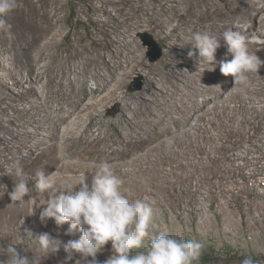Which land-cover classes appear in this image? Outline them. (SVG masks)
Listing matches in <instances>:
<instances>
[{
  "label": "rangeland",
  "instance_id": "obj_1",
  "mask_svg": "<svg viewBox=\"0 0 264 264\" xmlns=\"http://www.w3.org/2000/svg\"><path fill=\"white\" fill-rule=\"evenodd\" d=\"M191 1L192 10L207 16L208 12L224 11L230 0ZM161 8V0H17V7L4 17L10 27L0 28V172L19 158L24 171L35 177L48 163L50 147L61 144L63 139L71 143L70 137L81 135L87 125L92 123L89 134L110 139L119 132L126 139L148 127L143 122L150 117L149 111L163 116L165 110L173 108L172 90L182 84V79L187 80L191 73L187 67L192 68L194 56L180 55L178 43L161 39L160 27L155 23ZM169 15L162 18L168 20ZM250 16L259 19L255 10ZM147 22L153 28L143 26ZM174 24L175 21L168 24V28ZM144 35L152 37L158 47L146 44ZM159 48L161 54L154 58L153 50L158 52ZM259 49L264 51V46ZM138 57L152 65L150 80L144 72L130 69V61ZM170 58L175 64L166 61ZM230 85L225 96L236 90L233 77ZM113 90L119 95L127 91L131 94L120 108L114 107V103H101ZM166 92L169 95L162 98ZM197 97L198 105H203L210 95ZM218 101L205 103L194 115L192 124L198 123L196 119L201 113L207 119L213 117L212 104ZM254 103L264 106V102ZM90 104L96 106L88 109ZM72 111L74 115L69 118L66 114ZM77 115L79 129L69 128L68 123ZM225 117H217L219 125L212 130L213 138L201 141L206 151L193 159L191 170L198 173L196 176L210 174L203 177L208 179L201 183L195 196H173L167 191L156 195L136 192L130 200L152 205L155 213L152 235L163 231L201 242L205 259L199 264H241L246 256L264 264V146H260L263 150L252 152L257 147L250 142L243 140L237 146L234 138L228 142L224 133L232 123ZM54 125L58 127L55 132L58 143L55 138L58 136H53ZM251 134L257 136L253 131ZM260 138L264 142V135H258L257 140ZM254 143L259 145L257 141ZM219 146L233 150L226 152L224 163L215 168L210 158L219 156ZM56 154L61 156L64 152L59 150ZM211 164L209 170H203ZM57 167L47 174L55 173ZM15 180L14 175H0V187L13 186ZM192 180L191 186L196 185V179ZM180 188L178 185L174 190ZM148 242L146 238L145 245ZM9 246L29 257L46 254L49 261L45 264H83L79 254L67 259L63 246L57 252L41 251L38 240L31 234L20 240L0 238V264H7ZM111 255L109 242L97 259L103 262Z\"/></svg>",
  "mask_w": 264,
  "mask_h": 264
},
{
  "label": "bare ground",
  "instance_id": "obj_2",
  "mask_svg": "<svg viewBox=\"0 0 264 264\" xmlns=\"http://www.w3.org/2000/svg\"><path fill=\"white\" fill-rule=\"evenodd\" d=\"M161 2L162 8L159 12L160 15L155 19V23L160 27L159 34L162 36L161 39L178 43L180 55L184 56L185 54H189V52L194 53V59L191 62L192 68L187 67L191 69V73L187 77L188 81L182 79L181 85L175 86L174 90L171 89L173 93L170 95V98L173 99L171 101L173 110L171 108L172 111L170 109H168L170 111L165 110L163 116L158 115L156 111H149L150 117L152 118L149 117L143 122L144 124H148V127L143 130V133H136L137 135L133 137L129 135L130 138L123 139L119 132L114 138L112 137L110 139L102 137L101 135L89 134L91 132V123L86 126L81 135L70 137L72 144L63 141L64 139L59 145L53 144L50 147L51 153L48 163L39 169L47 174L52 172L58 165L59 167H57L56 172L51 174L57 182H62L68 177L86 171L88 183L90 184L93 174L88 171H94L91 166L107 160L112 165L115 174L122 179L123 184L121 191L124 192L129 199L132 198V195L135 196L136 192H140V194L156 195L158 192L164 194V192L167 191L172 192L174 194L173 196H195L202 187L201 183H204L205 180L208 179H204L203 177L210 174L205 173L203 177L196 176L197 172L192 171L191 166L193 165L194 157L196 158L198 154L206 151L201 141L213 138L211 134L212 130H216L219 125L217 117H224V115L229 117L228 121H231L232 125L225 130L224 134H226L228 137L227 141L230 143L231 139L234 138V146H237V144L243 140V142H250L257 147V149L252 150V152L261 149L260 146H264V142L261 138L257 140L258 135H264V106L261 105V107H259L254 103L255 100L264 102V66L259 69L258 73L250 74L248 80L245 82H237L236 90L233 89L234 91H228L229 95L225 96L226 90L231 86L232 76H224L220 72L218 63L214 70H204V68L209 66L203 62H201L199 66L198 49L190 42L192 34L196 31H208L211 34L219 36L225 28H229L230 26L232 27L231 29L240 31L248 37L251 41L249 50L256 53L264 60V51L259 49L260 45L264 46V0H230L228 5L226 4L227 6L224 11L208 12L207 16H202L199 12L192 10L194 4L191 0H161ZM212 5L213 4H211V6ZM253 10L259 14V19L256 20L250 16ZM170 13L173 14L169 15ZM163 15H169V19H163ZM174 21L176 24L169 29L168 24ZM236 22H241L242 24L238 25ZM143 26L153 28L151 22H147L143 24ZM257 36L260 37L262 41H260V39H255ZM220 43L221 47L218 48L216 52L217 62L225 58L228 60L232 59L231 54L225 57L227 46L223 40H221ZM166 61L175 64L172 58ZM188 64H190V62H188ZM129 66L131 70H140L144 72L147 78L153 74L152 65L146 63L142 57L133 58ZM177 72L183 75L182 71ZM184 76L186 77V75ZM196 86H199V88H196ZM167 95H169V92L162 94V98H165ZM199 95H205V98L206 95H210V97L204 100L203 105H198L196 99ZM130 96L131 94L128 91L123 92V95H119L117 90H113L102 99L101 103H114V107L117 106V108H120V104ZM213 100H219L212 104L214 107L213 110L215 111L211 112V114L213 113V117L207 119L205 114L202 115L201 113L198 115L197 119L195 118L198 120V123L195 124V122V125L192 124L194 115L204 108L205 103ZM220 103H222V106ZM231 103H233V105ZM175 105L177 106L174 107ZM95 106V104H90L88 109ZM76 107H78V105H76ZM219 107L221 110H217ZM124 109L126 110V108ZM73 112L74 111L68 112L66 115L72 118L74 115ZM241 112H243V114H241ZM78 115L76 119H74V117L73 121L68 123L69 128L75 127L79 129L80 121H77L79 118ZM57 131L58 127L54 125L53 136H58L55 135ZM220 131L223 132L224 129ZM251 131L257 134V136L252 135ZM55 138L58 143L59 136ZM254 141L259 142V145L254 143ZM59 150L64 152V155H57L56 153ZM230 150H233V148L219 146V152H217L219 156L213 158L209 157L213 161L212 164H215V168L218 164L224 163V158L228 155H226V152H230ZM201 163L199 162V164ZM212 164L208 165V167L203 170H209ZM215 172L213 174H215ZM32 178V183L34 184L35 177ZM192 179H196L197 181L194 186H191ZM178 185L181 186L179 189L180 193L179 190H174ZM13 187L14 185L7 187L8 191H11ZM6 190V187L4 189L0 187V193ZM31 195V199L29 195H26L23 198L24 200L15 202L11 200L7 193H5L3 197H0V238L20 240L22 237L30 234L37 237L41 233H48L51 237L58 240L62 239L66 243L69 240L77 239L76 236L79 233H68L67 223L63 226H57L51 218L47 219L46 222H41L39 215L44 206L39 205L45 201V198L47 199V195L36 192ZM39 257H41L42 264L49 261L46 254L40 255Z\"/></svg>",
  "mask_w": 264,
  "mask_h": 264
},
{
  "label": "clouds",
  "instance_id": "obj_3",
  "mask_svg": "<svg viewBox=\"0 0 264 264\" xmlns=\"http://www.w3.org/2000/svg\"><path fill=\"white\" fill-rule=\"evenodd\" d=\"M17 7V0H0V28H9L4 17ZM221 40L227 46L225 57L217 62L216 52L221 47ZM198 49L199 66L201 62L214 70L217 63L224 76L231 75L235 83L245 82L250 74L258 73L264 66L256 53L249 50L251 41L242 32L225 28L217 36L208 31H196L190 41ZM194 55L189 52V56ZM203 70V71H204ZM91 183H88L86 171L64 179L57 180L43 170L35 173V183L25 171L17 158L3 168L0 175L15 176L14 187L5 193L13 202L24 200L26 195L34 192L47 195L39 218L46 222L51 218L57 226L68 224V233L79 232V238L67 243L51 237L48 233L39 234L40 250L57 252L63 246L71 259L79 254L83 264H199L204 245L196 240H185L159 232L152 235L154 209L148 202L131 201L121 191L122 179L115 174L112 165L101 161L91 166ZM31 182V183H30ZM148 243L145 245V239ZM111 242L112 255L105 261L97 259L105 245ZM135 253L133 252V250ZM7 264H40L41 257H29L14 246L7 249ZM91 257V259H89ZM241 264H258L251 256H246Z\"/></svg>",
  "mask_w": 264,
  "mask_h": 264
},
{
  "label": "water",
  "instance_id": "obj_4",
  "mask_svg": "<svg viewBox=\"0 0 264 264\" xmlns=\"http://www.w3.org/2000/svg\"><path fill=\"white\" fill-rule=\"evenodd\" d=\"M144 42L148 45H153V46H157L156 43L154 42V40L152 39V37L148 36V35H144ZM158 47V46H157ZM153 53H154V58H157L158 56H160L161 54V51H160V48L158 49V52H155L153 50Z\"/></svg>",
  "mask_w": 264,
  "mask_h": 264
},
{
  "label": "trees",
  "instance_id": "obj_5",
  "mask_svg": "<svg viewBox=\"0 0 264 264\" xmlns=\"http://www.w3.org/2000/svg\"><path fill=\"white\" fill-rule=\"evenodd\" d=\"M205 259V256L203 255L202 258L200 259V261L204 260Z\"/></svg>",
  "mask_w": 264,
  "mask_h": 264
}]
</instances>
